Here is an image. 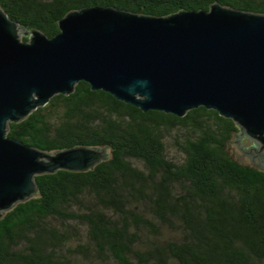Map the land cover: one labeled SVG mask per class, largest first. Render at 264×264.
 <instances>
[{"label":"trees","instance_id":"1","mask_svg":"<svg viewBox=\"0 0 264 264\" xmlns=\"http://www.w3.org/2000/svg\"><path fill=\"white\" fill-rule=\"evenodd\" d=\"M213 3L264 15V0H0L11 20L49 38L86 7L168 16ZM238 131L204 107L144 113L83 81L53 96L7 136L46 152L106 148L108 159L35 177L37 195L0 219V264H264V171L229 153Z\"/></svg>","mask_w":264,"mask_h":264},{"label":"water","instance_id":"2","mask_svg":"<svg viewBox=\"0 0 264 264\" xmlns=\"http://www.w3.org/2000/svg\"><path fill=\"white\" fill-rule=\"evenodd\" d=\"M58 28L51 38L27 30L0 6V219L37 195L35 177L108 159L106 148L46 152L7 136L10 123L81 81L144 113L216 111L264 153V15L218 3L168 16L92 6L67 13Z\"/></svg>","mask_w":264,"mask_h":264},{"label":"rangeland","instance_id":"3","mask_svg":"<svg viewBox=\"0 0 264 264\" xmlns=\"http://www.w3.org/2000/svg\"><path fill=\"white\" fill-rule=\"evenodd\" d=\"M20 38L26 37L25 31L22 30L19 34ZM172 140V139H171ZM229 153L234 159L243 164L252 165L256 168H262L264 170V153L258 152V145L251 140L244 132L239 131L236 133L232 140L228 143ZM171 155L177 154L175 147L170 146ZM80 233L84 232L83 227L80 226ZM79 264H117L112 258L100 260L98 258L85 259L82 256L78 257Z\"/></svg>","mask_w":264,"mask_h":264}]
</instances>
